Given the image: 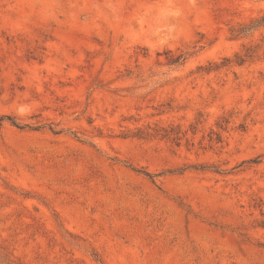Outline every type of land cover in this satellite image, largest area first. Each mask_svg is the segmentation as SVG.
Wrapping results in <instances>:
<instances>
[{"label": "rangeland", "instance_id": "rangeland-1", "mask_svg": "<svg viewBox=\"0 0 264 264\" xmlns=\"http://www.w3.org/2000/svg\"><path fill=\"white\" fill-rule=\"evenodd\" d=\"M263 20L0 0V264H264Z\"/></svg>", "mask_w": 264, "mask_h": 264}, {"label": "trees", "instance_id": "trees-1", "mask_svg": "<svg viewBox=\"0 0 264 264\" xmlns=\"http://www.w3.org/2000/svg\"><path fill=\"white\" fill-rule=\"evenodd\" d=\"M264 21V20H263ZM262 22V21H261ZM250 55H246L245 57H249ZM180 59V57H178L177 58V60H179ZM244 62V58H237V63H243ZM3 120H6V121H8L12 126H14V127H16V128H18V129H23V128H26V127H28V126H22V125H19L18 123H16V121L13 119V118H11V117H0V122L1 121H3ZM158 135V133H157V131L154 133V134H148V133H146V134H143V133H141V132H139L137 135H136V137H141V138H146V137H154V136H157ZM164 137H168L167 136V134L164 136ZM146 176H148V177H152V176H150V174H145Z\"/></svg>", "mask_w": 264, "mask_h": 264}]
</instances>
